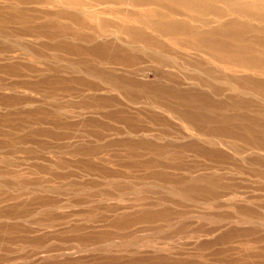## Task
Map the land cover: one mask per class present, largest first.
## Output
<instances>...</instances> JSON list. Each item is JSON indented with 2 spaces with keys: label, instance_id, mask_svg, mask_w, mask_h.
<instances>
[{
  "label": "rangeland",
  "instance_id": "374dc122",
  "mask_svg": "<svg viewBox=\"0 0 264 264\" xmlns=\"http://www.w3.org/2000/svg\"><path fill=\"white\" fill-rule=\"evenodd\" d=\"M0 264H264V0H0Z\"/></svg>",
  "mask_w": 264,
  "mask_h": 264
},
{
  "label": "bare ground",
  "instance_id": "6f19581e",
  "mask_svg": "<svg viewBox=\"0 0 264 264\" xmlns=\"http://www.w3.org/2000/svg\"><path fill=\"white\" fill-rule=\"evenodd\" d=\"M115 1H121V0H115ZM172 1H174V0H172Z\"/></svg>",
  "mask_w": 264,
  "mask_h": 264
}]
</instances>
